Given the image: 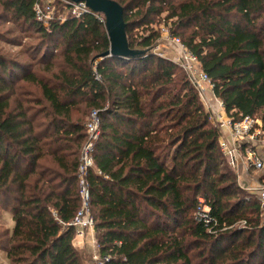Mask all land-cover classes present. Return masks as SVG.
<instances>
[{
    "label": "trees",
    "instance_id": "1",
    "mask_svg": "<svg viewBox=\"0 0 264 264\" xmlns=\"http://www.w3.org/2000/svg\"><path fill=\"white\" fill-rule=\"evenodd\" d=\"M114 1L136 57L102 58L110 41L93 14L47 31L35 0H0L34 40L28 63L0 53V251L9 264H83L69 224L92 110L101 133L87 182L108 264H264V205L238 185L198 90L145 52L155 34L130 36L167 13L228 117L264 123V0ZM200 199L210 224L196 218Z\"/></svg>",
    "mask_w": 264,
    "mask_h": 264
},
{
    "label": "built area",
    "instance_id": "2",
    "mask_svg": "<svg viewBox=\"0 0 264 264\" xmlns=\"http://www.w3.org/2000/svg\"><path fill=\"white\" fill-rule=\"evenodd\" d=\"M61 1L63 3L62 5L68 9L72 18L81 19L86 14H93L105 25V17L102 14L93 13L87 7L86 3H74L70 0ZM33 11L36 21L40 23L41 26L47 31H50L52 25L59 21L58 19H55V7L53 6L51 0H35ZM63 23L65 22H61V24ZM171 43L176 46L175 50L178 49L176 51V64L186 72L190 81L196 87L201 98L203 99L204 93H206L208 89L213 90L214 87L210 77L203 70L199 59L189 52L180 38L172 36ZM153 48L154 47L150 48V50H153ZM220 103L224 108L223 103L221 101ZM210 111L211 110H208L206 112L210 115V118H212ZM263 125L264 123L261 119L250 116L245 117L240 121H233L231 118L223 119L221 115H218L216 118V127L220 133L219 143L221 151L227 158L228 164L233 168L238 166L240 162L243 163L245 176H248L252 171H264ZM86 129L88 138L83 146L78 167V186L81 206L74 220L69 224V226L74 228L76 237L86 239L88 236L92 238V241L95 245H97V248H100L98 244H96L98 231L96 229L94 218L91 215V195L89 184L87 182L88 172L90 170L96 169L95 145L101 133V121L98 111H93L90 114L88 123L86 124ZM226 130L229 131V134ZM244 141H260L259 143H261V147L258 149H247L246 159L241 161L238 158V155H240L242 150L240 143ZM242 176L243 175H238L239 182H241ZM258 199L261 204L264 205V183L258 189ZM196 218L199 222H204L205 224H210L212 222L209 216V208L204 206V201L202 199H200L199 206L197 207ZM109 260V255H100V253H98L94 256L92 264H108Z\"/></svg>",
    "mask_w": 264,
    "mask_h": 264
},
{
    "label": "rangeland",
    "instance_id": "3",
    "mask_svg": "<svg viewBox=\"0 0 264 264\" xmlns=\"http://www.w3.org/2000/svg\"><path fill=\"white\" fill-rule=\"evenodd\" d=\"M51 2L55 7L54 15L56 20L58 19L60 22H66L68 18L72 17L70 16L68 9H66L62 5L63 3L61 0H51ZM171 27H172V23L170 22L169 19H167V13H164L159 17H154L149 26H141L132 29V31H130V36L140 39V37L142 36L145 37L148 35L155 34L157 38L154 41L153 44L154 48L153 50H151V52H153L154 55L165 58L176 64L175 62L177 60L176 51L178 49L175 50L176 46L173 43H171V37L173 36V33L170 30ZM20 29H29V28H24L22 27L21 24L12 22L10 15L7 12L3 11V9L0 6V53L7 55L11 58H15L19 61L28 63L29 58L25 55V51H27L28 48L34 45L33 44L34 40L31 35H29L26 32L23 33ZM32 91L34 92V90ZM91 112L92 110L88 113L85 120V127H84L86 134L85 143L88 138L86 124L88 123V119L90 117ZM230 167H231L230 169H232L237 174V179H238V175H243L241 178V182H238V185L247 194V199H251V198L258 199V189L264 183V171L261 172L252 171L248 176H245L244 165L242 162H240V164L234 168L232 166ZM2 223H4L11 231L13 230L14 221L10 213L4 214L2 218ZM76 240L83 241L84 249H79L78 247H76V245L79 242ZM96 244H98L99 246L98 238ZM73 245L80 251L81 256L84 259V260L82 259L83 264H92L94 256L96 254L100 253V255H102L100 248H97V245L93 243L92 238L88 236L85 239V238L76 237L75 235L73 239ZM105 255H109V254H105ZM0 264H8L7 258L3 251H0Z\"/></svg>",
    "mask_w": 264,
    "mask_h": 264
},
{
    "label": "water",
    "instance_id": "4",
    "mask_svg": "<svg viewBox=\"0 0 264 264\" xmlns=\"http://www.w3.org/2000/svg\"><path fill=\"white\" fill-rule=\"evenodd\" d=\"M74 3L84 2L93 12L105 17V29L110 41V49L101 56L116 58H132L141 53L132 50L127 38V24L123 7L114 0H70ZM145 52H151L146 50Z\"/></svg>",
    "mask_w": 264,
    "mask_h": 264
},
{
    "label": "crops",
    "instance_id": "5",
    "mask_svg": "<svg viewBox=\"0 0 264 264\" xmlns=\"http://www.w3.org/2000/svg\"><path fill=\"white\" fill-rule=\"evenodd\" d=\"M201 101H202V104L204 106L205 111L211 110L210 111V114L212 116L211 122L214 126H216V118L218 115L219 116L221 115L223 117V119H229L225 109L221 106V103H220L219 99L216 98L213 90L208 89L206 91V93H204V98ZM212 113H213V115H212ZM217 122H218V120H217ZM263 128H264V125H263ZM227 133L229 134V131H227ZM259 142L244 141V142L240 143V147L242 148V150H241L240 155H238V158L241 161H244L246 159V150L252 149V148H255V149L260 148L261 143H259ZM76 241H79L78 244L76 245V247H78L79 249H84L83 248V246H84L83 241H80V240H76ZM5 256H6V254H5ZM7 262H8V260H7Z\"/></svg>",
    "mask_w": 264,
    "mask_h": 264
}]
</instances>
